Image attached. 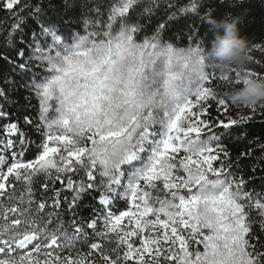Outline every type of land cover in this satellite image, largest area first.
<instances>
[{
  "label": "snow or ice",
  "instance_id": "6c2138e0",
  "mask_svg": "<svg viewBox=\"0 0 264 264\" xmlns=\"http://www.w3.org/2000/svg\"><path fill=\"white\" fill-rule=\"evenodd\" d=\"M226 2L0 0V264H264V106L205 47Z\"/></svg>",
  "mask_w": 264,
  "mask_h": 264
},
{
  "label": "clouds",
  "instance_id": "9594fccd",
  "mask_svg": "<svg viewBox=\"0 0 264 264\" xmlns=\"http://www.w3.org/2000/svg\"><path fill=\"white\" fill-rule=\"evenodd\" d=\"M206 23L213 36L207 48L211 66L224 76L235 70L244 81L242 87L227 93L229 101L242 112L256 105L264 106V78L250 74V70H255L253 48L241 35L240 17L208 16Z\"/></svg>",
  "mask_w": 264,
  "mask_h": 264
},
{
  "label": "trees",
  "instance_id": "16d2710c",
  "mask_svg": "<svg viewBox=\"0 0 264 264\" xmlns=\"http://www.w3.org/2000/svg\"><path fill=\"white\" fill-rule=\"evenodd\" d=\"M173 2H176V0H173ZM179 2L186 3L188 2V0H179ZM231 3H233L235 6L229 7L228 2L224 3L223 5H219L218 6L219 10L214 15V17L221 18L224 17L225 15H228L227 13L231 14L228 15L230 17H240L239 27L241 30V35L247 39L253 50L256 49L264 41V0H243V2H241V0H231ZM177 7H179V3H177ZM4 16L5 13L3 11H0V18H3ZM163 18H164L163 9H161V13H159L157 17L153 18L152 21L153 27L159 20ZM204 30H207L205 47L208 48L209 42L212 40L213 36L212 33L209 31L208 24H205ZM149 32H151V29H149ZM169 36H171V33H169ZM178 46H184V45L183 43H180L178 44ZM220 87L223 88L228 93L229 91L235 90L242 86L231 88V87H225L221 83ZM235 111L239 112V109L236 108ZM249 133H250L249 136L250 139H254L255 137H259V139H254V143L251 144L245 143L241 147L259 149L261 145H264V125H261L260 123L257 122L249 129ZM236 151L237 148H233V152ZM261 155H264V153L260 151L256 152L257 160ZM245 163H247V161Z\"/></svg>",
  "mask_w": 264,
  "mask_h": 264
},
{
  "label": "rangeland",
  "instance_id": "374dc122",
  "mask_svg": "<svg viewBox=\"0 0 264 264\" xmlns=\"http://www.w3.org/2000/svg\"><path fill=\"white\" fill-rule=\"evenodd\" d=\"M253 65L256 69L264 68V41L253 50ZM256 61H259L260 63L257 64ZM240 113L244 115H248L250 113V110L240 111Z\"/></svg>",
  "mask_w": 264,
  "mask_h": 264
}]
</instances>
